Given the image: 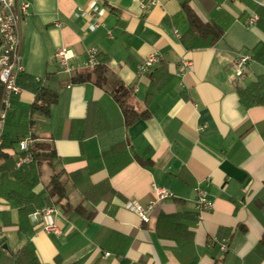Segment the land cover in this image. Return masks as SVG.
I'll return each mask as SVG.
<instances>
[{"label": "crops", "instance_id": "obj_1", "mask_svg": "<svg viewBox=\"0 0 264 264\" xmlns=\"http://www.w3.org/2000/svg\"><path fill=\"white\" fill-rule=\"evenodd\" d=\"M22 1L29 4L21 22L23 74L39 81L55 74L59 85L48 113L31 115L34 94L20 87L4 132L11 137L30 121L26 137L55 154L32 192L43 193L61 174L66 197L49 205L56 213L46 221L59 232L47 233L0 196V264H14L26 245L38 264H264V91L253 106L239 96L264 75V62L254 58L264 60V0H158L147 11L138 0ZM183 4L221 36L190 35L179 17ZM58 49L73 54V75L59 72ZM91 49L106 66L104 85L71 84ZM151 54L159 62L139 72ZM243 55L251 61L236 80L233 65ZM119 89L149 118L124 128L112 97ZM113 134L124 139L115 152L125 145L131 159L124 166V158L100 157L101 142L110 146ZM10 154L17 167L18 143ZM196 188L212 202L210 211L197 210ZM156 189L173 197L157 201ZM133 201L145 209L155 202L148 223L131 210Z\"/></svg>", "mask_w": 264, "mask_h": 264}, {"label": "trees", "instance_id": "obj_2", "mask_svg": "<svg viewBox=\"0 0 264 264\" xmlns=\"http://www.w3.org/2000/svg\"><path fill=\"white\" fill-rule=\"evenodd\" d=\"M183 17L188 23L190 35L199 37H211V42L217 40L222 30L215 25L204 23L200 18L192 11V9L183 4L181 7V14L179 17ZM254 58L261 60L260 55L255 53ZM106 66L101 62L96 67L91 69H85L77 72L71 79V84H84L91 83L98 88H101L106 81ZM17 84L19 87L26 86L34 94V100L29 108V115L36 112L43 114L48 113V109L51 103L57 98L58 81L55 74L48 75L43 81L33 80L26 78L24 74L19 75ZM264 91V75L259 76L249 89L240 90L239 96L246 106H253L262 103V92ZM127 93H124L120 89L112 93L114 101L119 106L123 115V127H129L139 120L147 119L150 113L146 110L137 111L132 102L125 97ZM17 131L13 133L11 137L3 135L2 142L0 144V196L14 201L21 216L27 217L32 212L49 206L51 204L60 203L66 197L65 182L66 178H62L61 174H55L51 176L48 181L45 191L43 193L34 194L32 189L38 184L40 176V167L43 163H48L54 158V151L50 146L46 145H33L31 153L33 156V162L29 164H23L19 167H15V164L10 154V150L13 144L19 143L28 134V128L31 126L30 121ZM6 131V124H5ZM33 139V137L31 136ZM108 140L110 146L101 142V158L105 159L107 163H116L122 161L121 166H124L131 159L125 151V145L123 150L115 152V145L120 146V143L124 141L122 134L111 135V140ZM112 144H114L112 146ZM106 189H109L111 194L113 191L108 187L107 183L103 184ZM54 200V201H53ZM71 208L65 209V214L70 211ZM73 210L80 211V207H76ZM20 261H26L27 264H38L34 256L32 247L30 245L24 246L15 255L14 264H19Z\"/></svg>", "mask_w": 264, "mask_h": 264}, {"label": "built area", "instance_id": "obj_3", "mask_svg": "<svg viewBox=\"0 0 264 264\" xmlns=\"http://www.w3.org/2000/svg\"><path fill=\"white\" fill-rule=\"evenodd\" d=\"M142 11H147L150 7L157 4L158 0H138ZM29 4L22 0H0V144L3 139L7 116L11 110L12 99L21 92V88L17 84L19 75L23 74L24 68L21 56V22L28 15ZM98 12L97 7H92L90 15L95 16ZM256 18L249 20V25H252ZM98 24L91 26L95 29ZM174 33L177 34L176 30ZM74 56L71 51L66 49H58L55 53V60L60 73L71 76L78 67L72 62ZM160 60L159 55H149L140 65L137 70L141 73H147ZM251 61L249 55L240 56L234 62L235 79H241L246 72L248 64ZM101 62L98 59L96 49H91L86 53V59L83 64V69H91L96 67ZM34 140L31 137H26L18 143L20 156L17 159L16 166L33 162L31 148ZM196 208L199 212H208L213 208L204 192L196 188ZM157 201L167 198H172L173 193L165 189H156ZM155 202H150L146 209L138 206L134 201L131 202V210L137 214L142 222L148 223L149 218L146 215L147 209H151ZM56 213L53 206H46L38 209L28 215L31 223L41 225L42 229L47 233H58V229L54 221L47 222L46 218H52ZM227 249L226 243H222L221 250Z\"/></svg>", "mask_w": 264, "mask_h": 264}]
</instances>
